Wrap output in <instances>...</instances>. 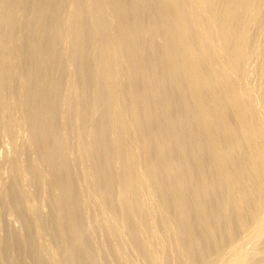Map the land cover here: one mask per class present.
I'll list each match as a JSON object with an SVG mask.
<instances>
[{
  "label": "bare ground",
  "instance_id": "6f19581e",
  "mask_svg": "<svg viewBox=\"0 0 264 264\" xmlns=\"http://www.w3.org/2000/svg\"><path fill=\"white\" fill-rule=\"evenodd\" d=\"M1 172L0 264H264V0H0Z\"/></svg>",
  "mask_w": 264,
  "mask_h": 264
},
{
  "label": "rangeland",
  "instance_id": "374dc122",
  "mask_svg": "<svg viewBox=\"0 0 264 264\" xmlns=\"http://www.w3.org/2000/svg\"><path fill=\"white\" fill-rule=\"evenodd\" d=\"M1 34H3V32H2ZM7 108H8V109H7ZM6 110L9 111V112H11L10 115H9V112L6 111V113H7V117H9V116L11 117V118L9 117L10 120H9V119H8V120H9L10 123L12 124L14 121L12 122L11 119H12V120L15 119V116H14L15 113L13 112V109H12L11 107H9V105L6 106ZM12 112H13V114H12ZM11 115H12L13 117H12ZM13 118H14V119H13ZM12 127H13V126H12ZM15 128H16V126H15V124H14V128H13V130H15V133H16V135L18 136V134H17L18 130H17V128H16V129H15ZM15 133H14V137H15ZM17 136H16V137H17ZM16 137H15V138H16ZM17 138H18V137H17ZM17 138H16V139H17ZM0 174H1V175H4L3 172H1Z\"/></svg>",
  "mask_w": 264,
  "mask_h": 264
}]
</instances>
